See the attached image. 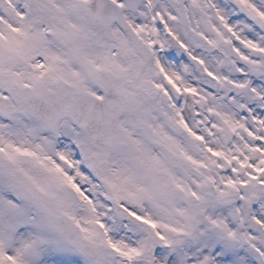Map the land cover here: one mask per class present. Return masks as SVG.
<instances>
[{
    "label": "snow or ice",
    "instance_id": "snow-or-ice-1",
    "mask_svg": "<svg viewBox=\"0 0 264 264\" xmlns=\"http://www.w3.org/2000/svg\"><path fill=\"white\" fill-rule=\"evenodd\" d=\"M0 264H264V0H0Z\"/></svg>",
    "mask_w": 264,
    "mask_h": 264
}]
</instances>
